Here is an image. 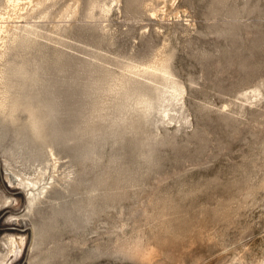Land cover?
I'll return each mask as SVG.
<instances>
[{
  "label": "rangeland",
  "instance_id": "rangeland-1",
  "mask_svg": "<svg viewBox=\"0 0 264 264\" xmlns=\"http://www.w3.org/2000/svg\"><path fill=\"white\" fill-rule=\"evenodd\" d=\"M57 1L3 61L0 264H264V0Z\"/></svg>",
  "mask_w": 264,
  "mask_h": 264
},
{
  "label": "bare ground",
  "instance_id": "bare-ground-1",
  "mask_svg": "<svg viewBox=\"0 0 264 264\" xmlns=\"http://www.w3.org/2000/svg\"><path fill=\"white\" fill-rule=\"evenodd\" d=\"M76 1V0H75ZM94 1V0H93ZM56 2H58L57 0H3L2 2H0V114L4 115V116H7V117H13L15 116L16 114V111L20 105V108L23 106L25 107V109H28V112L30 116V118L34 119L35 120V113H34V109H35V106L30 104V103H23V104H20V102H22L21 100L20 101H17V99H12L10 96L12 95V93H10L9 95V86L8 84L5 82V75H4V71H3V61L5 60L7 54H8V51H6L8 49V45L10 44H13L17 41H34L35 38H38L41 36L40 32H39V24L41 23V21H36L34 18H39L40 20L41 19H46L49 15V9L52 7L54 8L56 6ZM111 2V1H110ZM116 2V1H115ZM119 3H121L119 1ZM76 4V3H75ZM79 4V3H78ZM106 4V3H105ZM96 5V3L94 4ZM119 5V4H118ZM89 6H91L89 4ZM102 6V5H101ZM69 7V6H68ZM76 7V6H75ZM109 7V6H108ZM74 8V7H73ZM80 8V7H78ZM113 8V7H112ZM111 8V9H112ZM91 9V8H90ZM94 9V7H93ZM92 9V10H93ZM66 10V9H65ZM102 12L104 13H107L109 12V9H105L104 7L101 8ZM39 12V16L38 17H35L34 15L36 13ZM54 12V11H53ZM76 10L75 9H72V7L70 9H67L66 11V15L65 17H70L72 16L73 14H75ZM52 13V12H51ZM56 14V13H55ZM52 15V14H51ZM54 15V14H53ZM64 15V14H63ZM90 15V14H89ZM89 15L87 17H89ZM95 15V14H94ZM109 15V14H108ZM61 16V15H60ZM93 16V15H92ZM97 16V15H96ZM103 16V15H101ZM105 16V15H104ZM64 17V16H63ZM95 17V16H94ZM108 16H106L107 18ZM53 18V17H52ZM61 18V17H60ZM76 18V17H75ZM35 20L34 22L32 20ZM38 19V20H39ZM51 19V18H50ZM91 19V17H90ZM12 20H20V21H13ZM65 20V18H64ZM73 20V19H72ZM24 21L23 25L19 24L20 22ZM49 21V20H48ZM63 21V20H62ZM70 22V21H69ZM54 27V26H53ZM56 30V29H55ZM48 33V32H47ZM50 33V32H49ZM41 39V38H40ZM52 40V39H51ZM48 41V40H47ZM53 42V40H52ZM55 42V41H54ZM53 42V44H55ZM37 44V43H35ZM40 52V51H39ZM21 55V54H20ZM167 58V57H166ZM163 59V58H162ZM56 60V59H55ZM161 60V59H160ZM157 61V60H156ZM165 59H164V63H165ZM167 62V61H166ZM156 63V62H154ZM153 63V64H154ZM168 63V62H167ZM8 64V63H7ZM158 64V63H157ZM163 64V63H162ZM161 64V65H162ZM166 64V63H165ZM168 65V64H167ZM37 66V65H36ZM132 66V65H130ZM142 66V65H141ZM166 66V65H165ZM164 66V68H165ZM35 67V66H34ZM51 66H49L50 68ZM135 67V66H134ZM159 67H162L159 65ZM129 68V66H128ZM131 68V67H130ZM155 68V67H154ZM163 68V69H164ZM32 69V68H31ZM35 69V68H34ZM33 69V70H34ZM41 69V68H40ZM38 69V70H40ZM126 69V68H125ZM136 69V68H135ZM170 70V68H168ZM37 71V69H35ZM34 70V71H35ZM126 70H130V69H126ZM125 70V71H126ZM134 70V69H133ZM137 70V69H136ZM156 71L158 69H155ZM167 70V69H166ZM22 73H29V71L27 72V70H24V67L22 66L21 70H20ZM35 71V72H36ZM47 71V70H46ZM49 71V70H48ZM131 71V70H130ZM38 72V71H37ZM41 72H44L41 70ZM144 72H147L144 71ZM167 72H170V71H166V75ZM33 73V72H32ZM130 73V72H129ZM132 73V71H131ZM136 73V72H135ZM134 73V74H135ZM23 74V75H24ZM30 74V73H29ZM47 74L44 72V75ZM165 74V73H164ZM23 75L21 76V78L23 77ZM26 75V74H25ZM130 75V74H129ZM170 75V74H169ZM173 75V74H172ZM43 76V75H42ZM31 77V76H30ZM139 77V75H138ZM137 77V78H138ZM41 79H43L42 77H39ZM18 79H20L18 77ZM38 79V77H37ZM40 79V80H41ZM145 79V78H144ZM147 79V78H146ZM145 79V80H146ZM33 80V79H32ZM152 80V79H151ZM43 81V80H42ZM126 81V80H124ZM15 82V81H13ZM19 82V81H17ZM33 82V81H32ZM151 82V81H150ZM27 83V82H26ZM30 83V82H28ZM124 83V82H123ZM128 83V82H127ZM24 84V83H22ZM32 84V83H31ZM12 85V84H11ZM25 85V84H24ZM22 85V86H24ZM30 85V84H28ZM27 86V85H26ZM125 86V85H124ZM127 86V85H126ZM17 87V86H16ZM21 87V86H19ZM27 88V87H25ZM22 89V88H21ZM21 89H20V92H21ZM180 89V88H179ZM170 90V89H169ZM182 90V89H181ZM23 91V90H22ZM27 91V90H26ZM25 91V92H26ZM130 91V90H129ZM11 92V91H10ZM30 91H28L27 94H29ZM32 92V91H31ZM167 94H169V98L170 99H173V100H177L178 101V98H179V95L177 94V90L175 89V87H173L172 91H165ZM16 93H19V90L18 92ZM33 93V92H32ZM183 94V93H182ZM19 95V94H18ZM31 95V93H30ZM22 96V95H21ZM20 96V97H21ZM25 95H23L24 97ZM143 96V95H142ZM184 96V95H183ZM18 98V96L15 95V98ZM28 97V96H27ZM145 97V96H144ZM144 97H140V96H137V97H131L129 95L126 96V98L130 99L133 101L134 105H137L139 106V108L141 109L140 111V115H141V118H143L144 120H148V116H149V112L150 110L152 109H155L156 107V102L152 99H148V98H144ZM20 99V98H18ZM26 99V98H25ZM28 99H26L27 101ZM31 100V99H30ZM29 100V101H30ZM181 102V101H180ZM33 103V102H32ZM19 108V110H20ZM24 109V108H23ZM37 110V108H36ZM164 111V110H163ZM20 112V111H18ZM167 112V111H166ZM24 113H25V110H24ZM165 113V112H164ZM173 113V112H172ZM20 114V113H18ZM26 115V114H25ZM18 118V117H17ZM38 119V118H37ZM125 120V118H122L121 121ZM18 121V120H17ZM37 121V120H35ZM42 121V120H41ZM14 122V121H13ZM29 122V121H27ZM45 122V121H44ZM125 122V121H124ZM34 123V122H32ZM39 123V121H38ZM37 123V125H38ZM42 123V122H41ZM41 123H39V125L41 126ZM31 124V122H30ZM43 125V123H42ZM35 126V125H34ZM33 127V125H32ZM38 128V127H37ZM39 129V128H38ZM4 132V131H3ZM1 136V135H0ZM18 137V135H17ZM1 139H2V136H1ZM23 146V145H22ZM51 149V148H50ZM51 151V150H50ZM51 153V152H49ZM52 154V153H51ZM55 155V154H54ZM37 162V161H36ZM59 162V161H58ZM6 163H8V160L6 161ZM48 163V162H47ZM50 165V164H49ZM45 167V166H44ZM47 167V166H46ZM45 167V168H46ZM57 169V159L55 158L54 160V163H53V171L55 173V171ZM44 170L45 169H38L36 174L32 177H28L27 176H23L22 177V184L29 188V198H28V208H32L31 206L36 203L37 201H40L41 198L45 195L46 193V190L47 188L52 184L51 182H45V179H44ZM21 171V170H20ZM35 171V170H34ZM46 171V170H45ZM50 171V169H49ZM23 172V171H22ZM46 173V172H45ZM52 174V173H51ZM23 175V174H22ZM49 175V174H48ZM49 177V176H48ZM66 178V177H64ZM66 181V179H63ZM51 181V180H50ZM57 183V182H56ZM55 183V184H56ZM53 186V185H52ZM51 186V187H52ZM92 191V190H91ZM93 192V191H92ZM43 199V198H42ZM7 199H0V205H4L7 204ZM10 201V200H9ZM8 205V204H7ZM12 238V237H11ZM10 239V238H9ZM23 240V239H22ZM24 241V240H23ZM9 242V241H8ZM16 241L15 240H11V244H14ZM21 242V244L23 243L22 241H19V243ZM17 243V242H16ZM9 245V244H8ZM7 245V246H8ZM20 245V244H19ZM15 246V245H14ZM9 249V248H7ZM16 249V247H15ZM18 250V249H17ZM15 251V250H14ZM10 251H8L9 253ZM12 252V251H11ZM16 252V251H15ZM7 254V253H6ZM5 258H6V255H5Z\"/></svg>",
  "mask_w": 264,
  "mask_h": 264
}]
</instances>
